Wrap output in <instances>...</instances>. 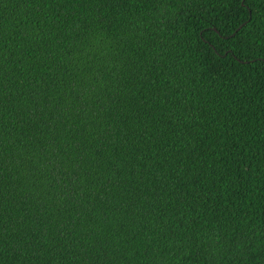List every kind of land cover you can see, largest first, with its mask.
<instances>
[{
    "label": "trees",
    "instance_id": "1",
    "mask_svg": "<svg viewBox=\"0 0 264 264\" xmlns=\"http://www.w3.org/2000/svg\"><path fill=\"white\" fill-rule=\"evenodd\" d=\"M0 264H264V0H0Z\"/></svg>",
    "mask_w": 264,
    "mask_h": 264
}]
</instances>
